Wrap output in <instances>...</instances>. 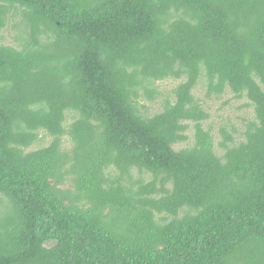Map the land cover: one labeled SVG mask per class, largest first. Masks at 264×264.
I'll list each match as a JSON object with an SVG mask.
<instances>
[{"label":"trees","instance_id":"1","mask_svg":"<svg viewBox=\"0 0 264 264\" xmlns=\"http://www.w3.org/2000/svg\"><path fill=\"white\" fill-rule=\"evenodd\" d=\"M13 30L0 264H264V0H0ZM227 93L253 118L217 141Z\"/></svg>","mask_w":264,"mask_h":264},{"label":"rangeland","instance_id":"2","mask_svg":"<svg viewBox=\"0 0 264 264\" xmlns=\"http://www.w3.org/2000/svg\"><path fill=\"white\" fill-rule=\"evenodd\" d=\"M18 34L17 31H4L0 34V44H11L15 45L16 42L13 40V37ZM178 85V81L167 80L164 82L157 83L158 90L163 93L166 97H171L172 89ZM196 97L201 98L204 95L203 91L197 88L194 91ZM246 103L245 100L237 101L233 98L232 94L227 93L221 99L207 101L203 104L206 110L211 114V119L204 123L206 129L209 126H212L213 133L215 134L217 141L220 140L218 136L219 128L222 126L228 127V131L232 132L231 126H235L236 129L243 131L244 119L253 118V110L251 108H243V105ZM161 104H163V98L157 102H143L142 105H146L147 109H144L143 112L154 115L158 112H161ZM189 135L192 136V132L189 131ZM41 142L37 145H33L30 150L36 149L41 146L48 145L50 137L46 134L41 133L40 135ZM66 140V139H65ZM66 143V142H65ZM66 146L69 147L70 143H66ZM186 146V144L178 145L175 148L180 149L181 147Z\"/></svg>","mask_w":264,"mask_h":264}]
</instances>
